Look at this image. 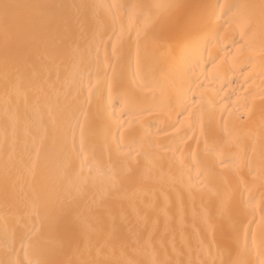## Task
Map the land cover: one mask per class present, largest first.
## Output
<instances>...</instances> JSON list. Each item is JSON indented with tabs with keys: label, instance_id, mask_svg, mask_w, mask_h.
<instances>
[{
	"label": "snow or ice",
	"instance_id": "obj_1",
	"mask_svg": "<svg viewBox=\"0 0 264 264\" xmlns=\"http://www.w3.org/2000/svg\"><path fill=\"white\" fill-rule=\"evenodd\" d=\"M0 264H264V0H0Z\"/></svg>",
	"mask_w": 264,
	"mask_h": 264
},
{
	"label": "bare ground",
	"instance_id": "obj_2",
	"mask_svg": "<svg viewBox=\"0 0 264 264\" xmlns=\"http://www.w3.org/2000/svg\"><path fill=\"white\" fill-rule=\"evenodd\" d=\"M100 2H102V0H100ZM145 2H146V3H165L166 0H145ZM222 76H223V71H222ZM231 77H232V73H231V72H228V73H227V78H231ZM232 87H237V89H238V86H236V85H228V84H226V88H227V89L230 90ZM238 91H239V89H238ZM233 99L235 100L236 97H233ZM149 100H151V95L149 96ZM163 111H164V115H162V117H161L162 120L164 119V116H166V114H167V110H166V109H164ZM152 131H153V133L156 135V137H157L158 139H163V137L168 136V135H171L172 132H173L174 130H173V129H165V130L162 131V132H158V131L156 130V128H153ZM191 135H192V133L190 132V133L188 134V137L185 138V141H186L188 138H190ZM195 149H196V141H195V140H192V148H191V151H190L189 153H186L187 155H189V158H190V159H191V153L194 152ZM177 157H178V158L180 157V153H177ZM191 162L193 163V165H195V163H196L195 160H191ZM196 172H197L196 167H193L192 175H193L194 177L196 176ZM185 179H187V177H185ZM198 179H199V178H198ZM257 219H259V217H257Z\"/></svg>",
	"mask_w": 264,
	"mask_h": 264
}]
</instances>
